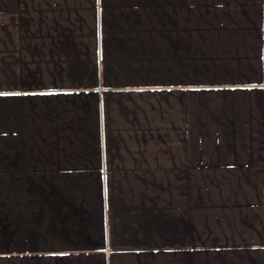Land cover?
Instances as JSON below:
<instances>
[{
	"label": "crops",
	"instance_id": "obj_1",
	"mask_svg": "<svg viewBox=\"0 0 264 264\" xmlns=\"http://www.w3.org/2000/svg\"><path fill=\"white\" fill-rule=\"evenodd\" d=\"M0 264H264V0H0Z\"/></svg>",
	"mask_w": 264,
	"mask_h": 264
}]
</instances>
